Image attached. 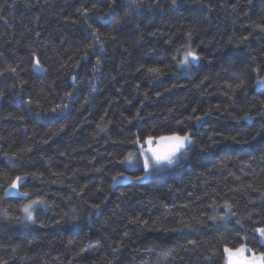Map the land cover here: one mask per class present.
Returning a JSON list of instances; mask_svg holds the SVG:
<instances>
[{
    "label": "trees",
    "instance_id": "obj_1",
    "mask_svg": "<svg viewBox=\"0 0 264 264\" xmlns=\"http://www.w3.org/2000/svg\"><path fill=\"white\" fill-rule=\"evenodd\" d=\"M258 26L264 0H0V264L264 252ZM169 135L191 138L175 164L128 168ZM17 176L27 200L5 198Z\"/></svg>",
    "mask_w": 264,
    "mask_h": 264
},
{
    "label": "snow or ice",
    "instance_id": "obj_2",
    "mask_svg": "<svg viewBox=\"0 0 264 264\" xmlns=\"http://www.w3.org/2000/svg\"><path fill=\"white\" fill-rule=\"evenodd\" d=\"M176 0H173V4H175ZM87 11V10H85ZM261 27V30H264V27ZM200 57L196 55L192 51H188L182 61L183 65H188L190 62L198 61ZM34 69L42 71L43 69L40 67V62L37 60L34 64ZM10 71L15 72V69H10ZM264 83V78L261 79V81H258V84ZM55 111V110H53ZM161 141H168V149L164 153H161L158 149H154L152 147H149L147 151L152 153V158L154 159L156 164H160L162 161H167V163L171 164L174 163V160L172 157H174L177 153L181 151L185 147L186 143H191V138L188 135L179 136V135H173L170 137H160ZM152 138L150 137L146 143L151 145L152 144ZM144 167L147 170L149 168V160L147 157H145L144 161ZM23 177L17 176L14 181L8 186L9 189H17L19 186V182L22 181ZM115 177L113 180L115 181ZM6 195L9 194L8 192L5 193ZM19 195H28L27 193H17ZM39 201H33L32 204L26 205L24 207V212L27 214V219L32 220V206L33 204H38ZM99 207L98 205L96 206ZM255 232L259 233V238L261 241L262 246H264V227L257 228L254 230ZM189 243H195L194 241H190ZM225 252L228 254V262L227 264H264V253H261L259 256H256L255 253H253V250L251 248H248L246 245H241L239 248H236L235 250L231 248H225ZM246 253H251L252 256L249 258L246 256Z\"/></svg>",
    "mask_w": 264,
    "mask_h": 264
},
{
    "label": "rangeland",
    "instance_id": "obj_3",
    "mask_svg": "<svg viewBox=\"0 0 264 264\" xmlns=\"http://www.w3.org/2000/svg\"><path fill=\"white\" fill-rule=\"evenodd\" d=\"M170 136H173V135H169V136H164V137H170ZM180 136V135H179ZM152 144L149 145L145 142L144 145L140 146V148L138 150H135L132 154L133 156L131 157L130 161H129V164H128V168L129 169H134L136 168V163L137 161L138 162H141L143 165H144V161H145V157L148 158L149 160V168L146 170V174L144 175V178H146L147 174L150 173L154 167H157V166H163V165H173L176 163V156L178 155V153L172 157V159L174 160V163H167V161H162L159 165L155 163L154 159L152 158V153L147 151V149L149 147H152L154 149H158L161 153H164L165 151H167L168 149V144L169 142L168 141H161L159 138H152ZM188 145V143L185 144V147ZM184 147V148H185ZM183 148V149H184ZM181 149V150H183ZM130 177L127 176V177H117L115 179V184H117L118 182H121V181H126L128 180ZM29 204H32V203H29ZM28 204V205H29ZM36 206V204H33L32 206V209ZM247 246V245H246ZM248 247V246H247ZM249 248V247H248ZM235 250V249H233ZM253 253H255L256 256H259L261 253H256L255 251H253ZM264 253V252H262ZM227 255V258H228V254L226 253ZM246 256H248L249 258H251L252 254L251 253H246L245 254Z\"/></svg>",
    "mask_w": 264,
    "mask_h": 264
},
{
    "label": "water",
    "instance_id": "obj_4",
    "mask_svg": "<svg viewBox=\"0 0 264 264\" xmlns=\"http://www.w3.org/2000/svg\"><path fill=\"white\" fill-rule=\"evenodd\" d=\"M26 182V178L23 177L22 181L19 182V186L17 189H7L6 192H8L9 194H5V198H11V197H17V198H22L24 200H27L29 198V195H19L17 193H22L21 192V186L23 185V183ZM5 192V193H6ZM227 262H228V258H227Z\"/></svg>",
    "mask_w": 264,
    "mask_h": 264
}]
</instances>
